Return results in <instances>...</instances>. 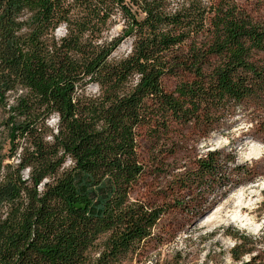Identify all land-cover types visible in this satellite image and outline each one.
<instances>
[{"label": "trees", "instance_id": "obj_1", "mask_svg": "<svg viewBox=\"0 0 264 264\" xmlns=\"http://www.w3.org/2000/svg\"><path fill=\"white\" fill-rule=\"evenodd\" d=\"M126 40L130 51L115 57ZM238 109L264 135V20L233 0H0V264H124L140 254L183 207L132 199L176 154L177 143L166 155L155 148L147 162L142 139L175 142L192 128L207 137ZM224 159L199 157L169 194L200 196L229 180ZM228 234L235 264H264L263 242Z\"/></svg>", "mask_w": 264, "mask_h": 264}, {"label": "rangeland", "instance_id": "obj_2", "mask_svg": "<svg viewBox=\"0 0 264 264\" xmlns=\"http://www.w3.org/2000/svg\"><path fill=\"white\" fill-rule=\"evenodd\" d=\"M233 1L254 19L264 20V0ZM121 30L122 26L117 25L110 37L118 36ZM64 34L63 27L56 32L59 38ZM130 47L131 42L124 41L114 56H124ZM176 84L175 78L165 80L169 91H173ZM98 92L96 85L87 89L92 95ZM255 117L251 111L238 109L234 114L215 118L214 128L207 137L203 131L192 128L180 133L175 142L158 144L142 139L140 151L147 162L155 148L166 155L177 143L176 154L164 167L158 165L149 170L133 189L132 199L170 205L180 203L183 207L172 209L162 217L153 230V240L124 264H235L229 255L235 240L228 233H246L264 243V135L256 129ZM57 123L56 117L49 122L52 128ZM210 151H219L224 156L220 173L227 174L229 180L202 191L200 196L198 192L170 195L168 189L173 181L182 178L196 159ZM240 168L244 171L238 170ZM164 194L169 198L164 199ZM197 201L205 206L200 215L186 208ZM209 217L211 220L207 223ZM258 248L264 249L262 245Z\"/></svg>", "mask_w": 264, "mask_h": 264}, {"label": "bare ground", "instance_id": "obj_3", "mask_svg": "<svg viewBox=\"0 0 264 264\" xmlns=\"http://www.w3.org/2000/svg\"><path fill=\"white\" fill-rule=\"evenodd\" d=\"M210 220H211V217H209V218L206 220V222L208 223V222H210ZM232 220H233V222H237V220H236L235 218H232ZM204 223H205V221H204Z\"/></svg>", "mask_w": 264, "mask_h": 264}]
</instances>
